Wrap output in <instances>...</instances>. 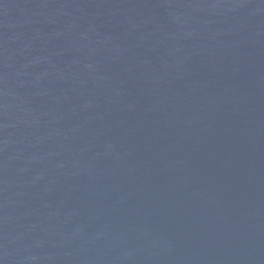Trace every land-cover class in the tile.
<instances>
[{"label": "water", "instance_id": "water-1", "mask_svg": "<svg viewBox=\"0 0 264 264\" xmlns=\"http://www.w3.org/2000/svg\"><path fill=\"white\" fill-rule=\"evenodd\" d=\"M0 264H264V0H0Z\"/></svg>", "mask_w": 264, "mask_h": 264}]
</instances>
